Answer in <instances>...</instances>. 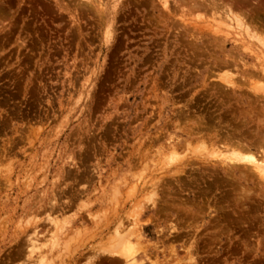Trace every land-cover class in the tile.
Returning a JSON list of instances; mask_svg holds the SVG:
<instances>
[{
  "label": "rangeland",
  "instance_id": "1",
  "mask_svg": "<svg viewBox=\"0 0 264 264\" xmlns=\"http://www.w3.org/2000/svg\"><path fill=\"white\" fill-rule=\"evenodd\" d=\"M169 1L0 0V264H264V47Z\"/></svg>",
  "mask_w": 264,
  "mask_h": 264
},
{
  "label": "bare ground",
  "instance_id": "2",
  "mask_svg": "<svg viewBox=\"0 0 264 264\" xmlns=\"http://www.w3.org/2000/svg\"><path fill=\"white\" fill-rule=\"evenodd\" d=\"M90 1V0H89ZM92 1V0H91ZM185 1V0H184ZM201 1V0H200ZM221 1H223V0H221ZM187 2V1H186ZM192 2V1H191ZM202 2L204 3V4H206V5H203L202 4ZM201 2V4L200 3H198V4H194L195 5V8H199V7H203L204 6V8H206L207 7V9H208V7L211 9H213V10H215V9H218L219 8V1L218 0H203ZM224 2V1H223ZM160 3L161 4H163L162 6L163 7H165V10L166 9H169L170 8V1L169 0H160ZM225 3V2H224ZM221 5V4H220ZM100 6H101V4H100ZM222 6H223V15L220 13V16L222 15V17L224 18L225 17V20H226V23H224V19H223V22L221 21V20H219V22H222V23H224V25L225 26H227V29H231V31L233 32L234 30H236V31H238L237 32V34L236 35H240L239 37H241V36H245L244 37V40H246L245 38L247 37V39H249V40H253L254 41V45L255 46H257L258 47V49H256V50H263V49H261V48H263L264 47V37H262L263 36V34H260L259 33V31H261V33H264V28H262L261 26H259L258 25V23L259 24H261L262 25V23H261V19H260V15L261 14H264V0H228V2L227 3H225V4H222ZM209 9V10H210ZM187 10H188V8H187ZM196 10V9H195ZM194 10V11H195ZM198 10V9H197ZM213 10H212V12H213ZM167 11H169V10H167ZM218 11V10H217ZM221 11V10H220ZM111 12V11H110ZM209 12V11H208ZM210 12H211V10H210ZM112 13V12H111ZM214 13V12H213ZM216 13V12H215ZM218 13H216V15H217ZM219 15V14H218ZM196 16V15H195ZM215 17V16H214ZM218 17V16H217ZM102 18V17H101ZM211 18V17H210ZM216 19V17L214 18V20ZM219 19V18H218ZM260 19V20H259ZM107 22H108V20H107ZM184 22V21H183ZM103 23V22H102ZM221 27V26H220ZM223 27V26H222ZM215 28V27H214ZM213 28V29H214ZM218 27H216L215 29H217ZM219 29V28H218ZM217 29V30H218ZM226 29V28H225ZM220 30V29H219ZM220 31H222V30H220ZM224 31V30H223ZM226 31V30H225ZM217 31L215 30V33H216ZM228 32V31H227ZM209 33V32H208ZM218 33V32H217ZM220 33V32H219ZM224 33V32H223ZM222 33V34H223ZM229 34H230V32H228ZM228 33H226V34H228ZM234 33V32H233ZM111 34V33H110ZM224 35V36H226V37H229L230 35L228 34V36L227 35ZM217 35V34H216ZM234 35V34H233ZM232 36V35H231ZM233 37V36H232ZM243 38V37H242ZM226 39V38H225ZM229 39V38H228ZM235 39H236V37H235ZM240 39V38H239ZM216 40V39H215ZM241 40H243V39H241ZM244 40L242 41V42H244ZM236 41V40H235ZM235 41H233L234 42V44H235ZM253 41L252 42H250V41H248V40H246V42H249V44L251 43V44H253ZM231 42V41H230ZM211 43V42H210ZM224 44V43H223ZM237 44V43H236ZM239 44V43H238ZM237 44V45H238ZM248 44V45H249ZM247 45V46H248ZM247 46L245 45H241L240 46V48L241 47H243L242 49H241V52L243 51V52H245V51H247V50H244V48L246 49L247 48ZM255 46L253 47V48H255ZM259 46H260V48H259ZM235 47H236V45H235ZM250 47H251V45H250ZM240 48H239V50H240ZM248 48H249V46H248ZM247 48V49H248ZM250 49H252V48H250ZM259 50V51H260ZM252 51H253V49H252ZM254 51H255V49H254ZM240 52V51H239ZM256 52H258V51H255L254 52V54L256 53ZM233 53V52H232ZM247 53H251V51L249 52V49H248V52ZM235 55V54H234ZM253 55V52H252V54H251V56ZM257 55V57L255 56V55H253V56H255V58H257V59H259L260 61H263V62H260L259 63V66H258V70H260L259 72H260V76L261 75H263V77H264V51L262 52V51H260L258 54H256ZM240 57V56H239ZM247 58H248V56H247ZM251 58H253L254 59V57H251ZM256 59H254V63L255 62H258L259 60H257V61H255ZM240 65V64H239ZM253 65V64H252ZM233 66V65H232ZM242 66V65H241ZM245 66H246V64H245ZM254 66L256 67L257 65H255L254 64ZM253 66V68L255 69V67ZM250 70V69H249ZM251 72V71H250ZM249 72V73H250ZM262 72V73H261ZM257 73V72H256ZM256 73H254V75H256ZM231 74V73H230ZM253 74V73H252ZM248 75V74H247ZM228 76V75H227ZM226 76V77H227ZM231 76V75H230ZM257 76V75H256ZM255 76V78H257L258 79V77H256ZM232 77V76H231ZM253 77V76H252ZM262 77V76H261ZM261 77H259V79L261 78ZM221 79H223V78H221ZM258 79V80H259ZM224 80V82L225 83H227V84H231V86H232V84H236V83H233V80L230 78V77H227V78H225V79H223ZM261 80V79H260ZM263 80H264V78H263ZM263 80H262V82H263ZM222 81V80H221ZM235 81V80H234ZM219 82V81H218ZM223 82V81H222ZM240 84V83H239ZM253 85H255V84H253ZM260 87H262V85L260 86ZM259 87V88H260ZM259 88H257V87H255V89L254 90H258ZM228 89V88H227ZM260 90H261V88H260ZM260 90H258V91H260ZM225 92V91H224ZM261 92H263L264 93V91H261ZM90 94V93H89ZM153 110V109H152ZM155 110V109H154ZM253 113V112H252ZM180 118V117H179ZM243 119V118H242ZM260 133V132H259ZM264 134V133H263ZM260 135V134H259ZM196 143V142H195ZM227 143V142H226ZM253 143V142H252ZM191 144V143H190ZM200 144V143H199ZM204 144V143H203ZM237 144H239V143H237ZM196 145V144H195ZM226 145V144H225ZM230 145V144H229ZM251 145V144H250ZM260 145V144H259ZM170 146V145H169ZM202 146V145H201ZM227 146V145H226ZM237 146V145H236ZM236 146H234V147H236ZM187 147H190V146H187ZM205 147V146H204ZM223 147V146H222ZM229 148V147H228ZM244 148V147H243ZM170 149L172 150V151H170V156H169V159H170V161H177L179 158V154H177V149H176V147L175 146H170ZM169 149V150H170ZM198 149H200V148H198ZM208 149V148H207ZM212 149V148H211ZM233 149V148H232ZM238 149V147H236V150ZM248 149V148H247ZM191 150H192V148H191ZM200 150H202V149H200ZM203 150H205V149H203ZM215 149H213V151H214ZM217 150V149H216ZM230 150V149H229ZM228 150V151H229ZM243 150V149H242ZM263 150V149H262ZM193 151V150H192ZM192 151H191V153H192ZM194 151H195V149H194ZM221 152H217V151H214V152H212V154H211V152H210V155L207 153V155H209L210 157H217V158H221V159H224L225 161L226 160H229L230 161V163H231V161L233 162V163H237V164H242V162H249V163H253V165L255 164L256 165V168H257V170L258 171H260L261 172V174L262 175H264V152L262 153L263 155H262V157L260 158V160H256L255 159V157L257 156L256 154H254V155H252L251 153H253L252 152V150L249 148L248 149V156H246V157H244V156H242L241 154H240V152L239 153H233L232 151V154L230 155V156H228L227 154H224L225 153V151L224 152H222V150H220ZM180 152V151H179ZM196 152V151H195ZM199 152V151H198ZM215 152H217V153H215ZM237 152H238V150H237ZM251 152V153H250ZM187 153V152H186ZM202 153V152H201ZM226 153H228V152H226ZM259 153H261V152H259ZM212 155V156H211ZM256 155V156H255ZM203 156V155H202ZM206 156V155H205ZM255 156V157H254ZM185 157V156H184ZM197 158V157H196ZM139 162V161H138ZM167 162V161H166ZM169 162V161H168ZM174 163V162H173ZM187 163H189V162H187ZM77 164V163H76ZM149 164V163H148ZM182 164V163H181ZM213 164H215V163H213ZM263 164V165H262ZM71 165V164H70ZM244 165V164H243ZM250 165V164H249ZM230 166V165H229ZM232 166V165H231ZM233 166H236L235 164L233 165ZM243 167V166H242ZM229 168V167H228ZM233 168V167H232ZM236 169H238V167H235ZM244 168H246L245 166H244ZM248 168V167H247ZM234 169V168H233ZM246 170V169H245ZM255 171V170H254ZM178 173V172H177ZM176 173V174H177ZM251 173V172H250ZM254 173V172H253ZM175 174V175H176ZM241 175V174H240ZM248 175V174H247ZM260 175V174H259ZM230 177V176H229ZM260 178V177H259ZM245 179V178H244ZM4 181V180H3ZM237 181V180H236ZM7 184V183H6ZM146 184V183H145ZM8 185V184H7ZM157 185V184H156ZM155 185V186H156ZM79 186V185H78ZM150 187V186H149ZM154 187V186H153ZM145 188V187H144ZM141 190V189H140ZM147 191V190H146ZM140 193V192H139ZM144 193H145V190H144ZM143 193V194H144ZM152 194L154 193V195H156V193H155V189L151 192ZM149 194H150V192H149ZM147 196V195H146ZM153 196V195H152ZM149 197H151V196H149ZM148 197V198H149ZM146 198V197H145ZM151 199H153V198H149V200L147 199V201H149L150 202V200ZM53 203H54V201H53ZM56 203V202H55ZM136 206H137V204H136ZM57 207V206H56ZM138 211L140 210V211H144V209H146L141 203L138 205ZM54 209V208H53ZM137 210V209H136ZM137 211V212H138ZM55 212V211H54ZM141 214V213H140ZM139 216V215H138ZM56 218V217H55ZM53 221H55L53 224L55 225V227H56V229H58V231H61L62 230V226L60 225V221L59 222H56V221H58V219L57 220H54L53 219ZM61 222H63L62 220H61ZM62 224V223H61ZM125 229V228H124ZM132 229V228H131ZM121 231L120 232H117V235H116V237H115V239H116V246L113 248V250L111 249H109V252L111 253H108V255H111V256H113V255H115L114 257L115 258H117V259H119L118 258V255H119V257H120V259H124V262L126 261V263L127 264H141V262L143 263V259H144V248H143V243H142V241H141V235H135V232L134 233H132V232H129V230L127 231H123V229H120ZM141 230V229H140ZM137 231H139V230H137ZM140 232V231H139ZM138 232V233H139ZM34 233V232H33ZM35 239H37V238H33V237H31L28 241V243H29V246H27L28 247V251H26L27 252V254H26V260H27V262H28V264H32L34 261V258H33V254L35 253L34 252V250L35 249H40V245H38L37 243H36V241H35ZM38 242V241H37ZM36 244L38 245V246H36ZM28 245V244H27ZM40 246V247H39ZM162 249V248H161ZM40 251V250H39ZM108 252V251H107ZM113 253V254H112ZM44 256V255H43ZM117 256V257H116ZM114 258V259H115ZM119 259V260H120ZM42 260H44L43 258H42ZM63 260V259H62ZM48 260H44V263H46Z\"/></svg>",
  "mask_w": 264,
  "mask_h": 264
}]
</instances>
